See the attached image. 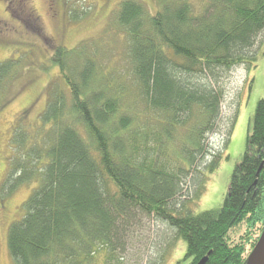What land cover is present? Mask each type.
<instances>
[{
  "label": "trees",
  "instance_id": "16d2710c",
  "mask_svg": "<svg viewBox=\"0 0 264 264\" xmlns=\"http://www.w3.org/2000/svg\"><path fill=\"white\" fill-rule=\"evenodd\" d=\"M156 2L149 14L144 0L121 1L115 23L127 36L126 65L116 59L109 70L95 55L74 57L76 50L64 47V19L79 15L60 13V0H52L50 36L27 0H7L0 13V42L33 53L39 39L59 69L38 122L28 133L17 124L10 137V186L37 182L25 213L8 228L17 264H97L98 257L108 264L133 211L173 229L186 243V264L204 257L203 264H245L257 244L264 229V97L221 206L199 213L185 206L215 167L218 155L206 138L221 119L226 77L237 66L249 73L256 67L264 0ZM26 57L24 51L0 62V94ZM235 120L227 121L223 146Z\"/></svg>",
  "mask_w": 264,
  "mask_h": 264
},
{
  "label": "rangeland",
  "instance_id": "374dc122",
  "mask_svg": "<svg viewBox=\"0 0 264 264\" xmlns=\"http://www.w3.org/2000/svg\"><path fill=\"white\" fill-rule=\"evenodd\" d=\"M121 1L123 0H60V13L66 14L65 11L71 9L77 10L79 15L76 20L70 17L71 20L67 22L64 19V47L74 48V57L78 52L95 55L108 70L116 59L125 68L124 47L127 36L115 23V14ZM144 1L149 14L158 10L156 0ZM188 1L199 3V0ZM6 5L7 0H0L2 15L6 14ZM27 5L40 15L39 27L43 34H54L55 26L47 14L44 0H27ZM39 41H34L36 47L33 53H29L32 49L24 48L22 43L18 46H7L0 42V62L27 51V57L21 62L19 77L10 84L5 93L0 94V200L5 201L8 209L4 216H0V264H17L9 253L8 228L12 221L20 219L25 213L23 203L37 184L33 179L10 186L13 180L9 177L13 174L9 171V158L14 150L10 137L17 124L27 133L30 132L31 126L34 127L38 122L37 116L45 106L50 82L59 77V69L50 61L53 50L42 47ZM255 48L256 67L249 73L244 65L237 66L224 81L225 95L221 103V119L217 128L206 138L211 150H214L213 156H218L214 169L206 174L201 194L198 198L186 202L185 209L193 213L221 206L234 166L245 151L256 104L264 97V29L257 38ZM31 103L32 106L26 108ZM230 117H235L236 120L229 141L223 146L227 121L232 119ZM209 161L211 158L207 159V162ZM197 181L200 179L197 178ZM192 193L190 190L188 194ZM125 220L119 237L115 239L117 241L114 249L108 253V264L187 263L183 259L186 251L185 241L176 238L175 231L166 223L136 211L131 212ZM103 259L104 257H98L97 264H103Z\"/></svg>",
  "mask_w": 264,
  "mask_h": 264
},
{
  "label": "water",
  "instance_id": "95a60500",
  "mask_svg": "<svg viewBox=\"0 0 264 264\" xmlns=\"http://www.w3.org/2000/svg\"><path fill=\"white\" fill-rule=\"evenodd\" d=\"M263 254H264V229L262 231V234H261L257 244L255 245V247L253 248V250L249 254L248 259H247L245 264H256L258 259ZM205 261H206V257L199 260V262L197 264H203Z\"/></svg>",
  "mask_w": 264,
  "mask_h": 264
},
{
  "label": "flooded vegetation",
  "instance_id": "af4514ba",
  "mask_svg": "<svg viewBox=\"0 0 264 264\" xmlns=\"http://www.w3.org/2000/svg\"><path fill=\"white\" fill-rule=\"evenodd\" d=\"M44 2L46 5L47 14H49V16H50L49 12L52 11L51 9H53V8H51V5L53 6L52 0H44ZM7 210L8 209H7V205H6L5 201L0 200V216H4L7 212Z\"/></svg>",
  "mask_w": 264,
  "mask_h": 264
},
{
  "label": "bare ground",
  "instance_id": "6f19581e",
  "mask_svg": "<svg viewBox=\"0 0 264 264\" xmlns=\"http://www.w3.org/2000/svg\"><path fill=\"white\" fill-rule=\"evenodd\" d=\"M256 264H264V254L258 259Z\"/></svg>",
  "mask_w": 264,
  "mask_h": 264
}]
</instances>
